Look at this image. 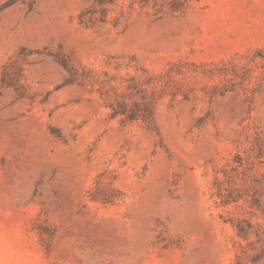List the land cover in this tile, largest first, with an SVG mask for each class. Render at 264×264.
Wrapping results in <instances>:
<instances>
[{"label": "rangeland", "instance_id": "1", "mask_svg": "<svg viewBox=\"0 0 264 264\" xmlns=\"http://www.w3.org/2000/svg\"><path fill=\"white\" fill-rule=\"evenodd\" d=\"M0 264H264V0H0Z\"/></svg>", "mask_w": 264, "mask_h": 264}]
</instances>
